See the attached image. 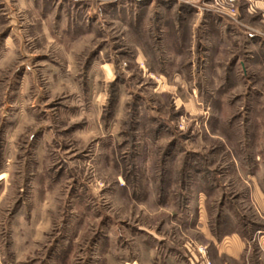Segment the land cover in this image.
<instances>
[{
    "label": "rangeland",
    "instance_id": "obj_1",
    "mask_svg": "<svg viewBox=\"0 0 264 264\" xmlns=\"http://www.w3.org/2000/svg\"><path fill=\"white\" fill-rule=\"evenodd\" d=\"M205 3L0 0V264H264L186 221L264 231V0Z\"/></svg>",
    "mask_w": 264,
    "mask_h": 264
},
{
    "label": "crops",
    "instance_id": "obj_2",
    "mask_svg": "<svg viewBox=\"0 0 264 264\" xmlns=\"http://www.w3.org/2000/svg\"><path fill=\"white\" fill-rule=\"evenodd\" d=\"M206 199L207 196L203 192L198 191L197 195L192 193L188 199L190 203L189 206L192 205V203H196L193 204L196 205V208H193V214L188 209L186 221L190 222V227L195 226L198 228L197 231L200 233L199 241L207 247V255L205 257L207 260L212 261L213 263H215V260H238L250 248V245L253 242H255L257 247L264 252V231L257 230L250 237H244L238 232L222 233L218 227V230L215 232L214 228H211L208 217L207 220H205V223H202L201 219L204 216H208ZM250 199L258 208V212H261L259 214L264 215V194L259 187L254 186L252 195L250 194ZM218 216L221 217L219 214ZM199 223L201 224L200 226ZM191 256L192 257L189 256L187 258L191 263L194 264L195 261H199L197 258L195 259L193 253H191ZM198 263L200 264L204 262L199 261ZM171 264L187 263H185L184 260L179 259L178 256H175L174 259L171 260Z\"/></svg>",
    "mask_w": 264,
    "mask_h": 264
},
{
    "label": "built area",
    "instance_id": "obj_3",
    "mask_svg": "<svg viewBox=\"0 0 264 264\" xmlns=\"http://www.w3.org/2000/svg\"><path fill=\"white\" fill-rule=\"evenodd\" d=\"M176 2L183 3L191 6L198 12H202L203 10H210L206 8V3H210L212 10L221 16L227 17L234 22H237L236 17L238 15V8L236 6V0H205L203 3L199 0H175ZM203 250V248L201 249ZM200 250V251H201ZM210 264V263H207Z\"/></svg>",
    "mask_w": 264,
    "mask_h": 264
},
{
    "label": "trees",
    "instance_id": "obj_4",
    "mask_svg": "<svg viewBox=\"0 0 264 264\" xmlns=\"http://www.w3.org/2000/svg\"><path fill=\"white\" fill-rule=\"evenodd\" d=\"M217 219H218V221H219V223L221 224V221L222 220H225V218H221V217H217ZM237 219V218H236ZM236 219H231V220H229V222L231 223L230 224V226H231V228L232 229H230V230H225L224 228L221 230V228L219 227L218 229L220 230V232H222V233H231V232H238V231H235L234 230V228L236 227V225H237V223L239 224V223H242L241 224V227H242V229H244L245 230V228H247V226L249 225L247 222H245L244 220L245 219H241V220H236ZM253 227V228H252ZM248 229V232H238V233H242V236H244V237H250L252 234H254L255 233V231H257V230H259V226H256V225H254V224H250V228H247ZM243 233H245V234H243Z\"/></svg>",
    "mask_w": 264,
    "mask_h": 264
}]
</instances>
